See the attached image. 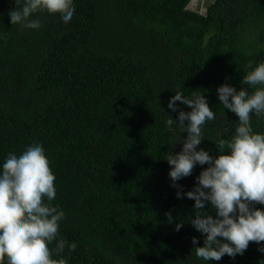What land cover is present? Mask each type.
<instances>
[{"label": "trees", "instance_id": "1", "mask_svg": "<svg viewBox=\"0 0 264 264\" xmlns=\"http://www.w3.org/2000/svg\"><path fill=\"white\" fill-rule=\"evenodd\" d=\"M0 0V264H264V0Z\"/></svg>", "mask_w": 264, "mask_h": 264}, {"label": "rangeland", "instance_id": "2", "mask_svg": "<svg viewBox=\"0 0 264 264\" xmlns=\"http://www.w3.org/2000/svg\"><path fill=\"white\" fill-rule=\"evenodd\" d=\"M198 2V0H190V3H189V7H193L195 5V3ZM213 2V0H199V4H200V10L199 12L201 14H204L205 13V8L211 4Z\"/></svg>", "mask_w": 264, "mask_h": 264}, {"label": "clouds", "instance_id": "3", "mask_svg": "<svg viewBox=\"0 0 264 264\" xmlns=\"http://www.w3.org/2000/svg\"><path fill=\"white\" fill-rule=\"evenodd\" d=\"M198 2L195 3V5L197 4Z\"/></svg>", "mask_w": 264, "mask_h": 264}]
</instances>
